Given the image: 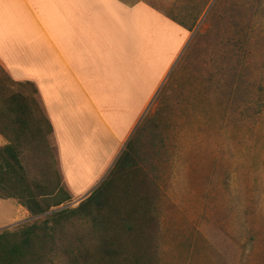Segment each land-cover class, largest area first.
<instances>
[{"label":"rangeland","instance_id":"374dc122","mask_svg":"<svg viewBox=\"0 0 264 264\" xmlns=\"http://www.w3.org/2000/svg\"><path fill=\"white\" fill-rule=\"evenodd\" d=\"M145 1L185 29H177L179 49L190 34L139 126V167L149 174L140 192L156 198V217L131 242L148 244L157 264H264V0ZM179 21H195L194 30ZM68 88L76 89L73 82ZM2 89L26 99L25 130L36 134L20 143L28 176L42 184L56 172L62 177L36 87L15 82L0 66ZM1 96L3 147L15 127ZM77 119L89 121V140L110 142L97 132L99 120ZM81 142L75 169L87 186L106 158L86 137ZM34 220L17 201L0 199V230Z\"/></svg>","mask_w":264,"mask_h":264},{"label":"crops","instance_id":"0c3cea01","mask_svg":"<svg viewBox=\"0 0 264 264\" xmlns=\"http://www.w3.org/2000/svg\"><path fill=\"white\" fill-rule=\"evenodd\" d=\"M151 6L145 0H0V66L15 82L36 87L75 199L90 196L108 177L189 39L190 33L179 49L177 29H185ZM78 114L99 120L106 131L97 123V132L110 142L89 140V121ZM85 137L106 158L87 186L75 169Z\"/></svg>","mask_w":264,"mask_h":264},{"label":"trees","instance_id":"16d2710c","mask_svg":"<svg viewBox=\"0 0 264 264\" xmlns=\"http://www.w3.org/2000/svg\"><path fill=\"white\" fill-rule=\"evenodd\" d=\"M179 24L189 32L196 25ZM170 81L171 77L166 85ZM0 94L15 127L11 142L0 147V199L17 201L35 219L0 230V264H157L151 263L148 244L131 242L132 235L141 237L156 217V198L140 192L143 178L149 176L139 167L138 147L147 116L105 181L78 207L70 208L73 196L58 172L45 184L28 176L20 143L34 133L25 130V97L8 95L6 89ZM44 121L53 135L50 122Z\"/></svg>","mask_w":264,"mask_h":264}]
</instances>
